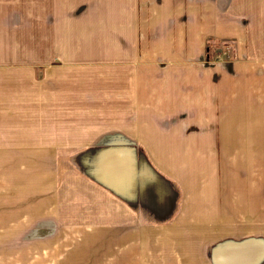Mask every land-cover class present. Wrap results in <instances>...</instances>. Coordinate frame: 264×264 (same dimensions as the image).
I'll list each match as a JSON object with an SVG mask.
<instances>
[{"label":"crops","instance_id":"0c3cea01","mask_svg":"<svg viewBox=\"0 0 264 264\" xmlns=\"http://www.w3.org/2000/svg\"><path fill=\"white\" fill-rule=\"evenodd\" d=\"M259 115L264 0H0V153L117 227L120 264H264L234 256L264 240L234 235L235 199L260 193L234 181L264 161L238 148Z\"/></svg>","mask_w":264,"mask_h":264},{"label":"rangeland","instance_id":"374dc122","mask_svg":"<svg viewBox=\"0 0 264 264\" xmlns=\"http://www.w3.org/2000/svg\"><path fill=\"white\" fill-rule=\"evenodd\" d=\"M209 47L214 53L222 54L223 59L233 58V43L216 44L215 42L210 43ZM240 132L243 136L239 141L244 146L238 145L239 149H256L255 144L262 146L264 116L259 115L256 116L255 121H248L247 129H242ZM253 132L255 135L252 139L250 134ZM259 139L261 142H258ZM260 149L259 152L257 150L243 152L249 156L250 153L256 157L264 156V148ZM30 163L28 154L0 153V264H98V261L118 264L117 248H112L119 241L120 234L117 232V227L92 224L96 218L87 217L85 214L87 210H93V206H89L87 201L82 202L81 206H78V203L74 206L68 185L64 183L55 185L54 170H42V178L39 179V170L29 169ZM241 166L234 167L236 172L234 181L240 182L244 178L250 180L249 175L252 177L254 173L260 177V186H264V179H261L264 173V161L259 164L249 162L248 168L252 170L250 174ZM260 186H258L260 193L256 196L258 198L235 199V237L250 232L264 234V191ZM234 187L236 193V186L233 184V192ZM41 205L42 208L38 211ZM99 210L103 208L97 207L96 211ZM54 214L57 216L55 217ZM43 224L52 225L50 229L56 228L57 231L41 232L44 228ZM41 235L43 238L40 240ZM52 235L53 240H51ZM261 237L241 238L239 251L234 250L235 258H244L243 254L263 258L264 240ZM244 245H248L246 250L243 248ZM120 262L121 259L119 264Z\"/></svg>","mask_w":264,"mask_h":264},{"label":"trees","instance_id":"16d2710c","mask_svg":"<svg viewBox=\"0 0 264 264\" xmlns=\"http://www.w3.org/2000/svg\"><path fill=\"white\" fill-rule=\"evenodd\" d=\"M209 46H210V43L208 42V47ZM233 249H234V245H233ZM236 251H239V248H237Z\"/></svg>","mask_w":264,"mask_h":264},{"label":"water","instance_id":"95a60500","mask_svg":"<svg viewBox=\"0 0 264 264\" xmlns=\"http://www.w3.org/2000/svg\"><path fill=\"white\" fill-rule=\"evenodd\" d=\"M260 259V258H259Z\"/></svg>","mask_w":264,"mask_h":264}]
</instances>
